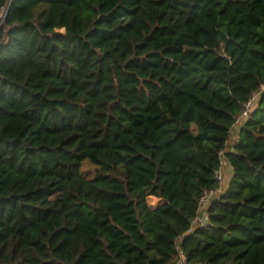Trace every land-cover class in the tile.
Listing matches in <instances>:
<instances>
[{
    "label": "trees",
    "instance_id": "trees-1",
    "mask_svg": "<svg viewBox=\"0 0 264 264\" xmlns=\"http://www.w3.org/2000/svg\"><path fill=\"white\" fill-rule=\"evenodd\" d=\"M178 243L264 264V0H0V264H171Z\"/></svg>",
    "mask_w": 264,
    "mask_h": 264
},
{
    "label": "built area",
    "instance_id": "built-area-1",
    "mask_svg": "<svg viewBox=\"0 0 264 264\" xmlns=\"http://www.w3.org/2000/svg\"><path fill=\"white\" fill-rule=\"evenodd\" d=\"M260 93H261V90L253 91L249 99L243 103V108L240 114L238 115V117L236 118V121H235L236 124L242 125L246 121V119L250 116L251 110L253 109L254 105L259 99ZM215 176L221 182L222 184L221 187L223 188L224 187V183H223L224 182V162L223 160L221 162V167L217 169ZM221 187H210L204 190L199 200L200 209H202L203 207L205 208L207 206L209 201L220 191ZM196 221H197V217L194 219V222ZM199 221H204V220L201 219ZM177 247L179 249L178 258L171 264H181L184 261V258H185L184 251L182 250L179 243Z\"/></svg>",
    "mask_w": 264,
    "mask_h": 264
},
{
    "label": "crops",
    "instance_id": "crops-1",
    "mask_svg": "<svg viewBox=\"0 0 264 264\" xmlns=\"http://www.w3.org/2000/svg\"><path fill=\"white\" fill-rule=\"evenodd\" d=\"M240 128H241V125L236 124V123L233 124V126L231 128V135L228 139V142H227V145L225 148V155L222 157V160L224 162L225 177H226L225 182L231 176V171H232V166L230 165L229 160L226 156V151L234 149L235 144H236L237 139H238V136H239ZM201 219L202 220L206 219V208H204V207L202 209H200L198 216H197V221H199Z\"/></svg>",
    "mask_w": 264,
    "mask_h": 264
},
{
    "label": "rangeland",
    "instance_id": "rangeland-1",
    "mask_svg": "<svg viewBox=\"0 0 264 264\" xmlns=\"http://www.w3.org/2000/svg\"><path fill=\"white\" fill-rule=\"evenodd\" d=\"M224 176H225V169H224ZM223 183H224V185L227 183V180L225 182V177H224V182ZM148 201H149L150 204L156 205L158 199H157L156 196L151 195V196H149Z\"/></svg>",
    "mask_w": 264,
    "mask_h": 264
},
{
    "label": "water",
    "instance_id": "water-1",
    "mask_svg": "<svg viewBox=\"0 0 264 264\" xmlns=\"http://www.w3.org/2000/svg\"><path fill=\"white\" fill-rule=\"evenodd\" d=\"M10 2H11V0H10Z\"/></svg>",
    "mask_w": 264,
    "mask_h": 264
}]
</instances>
